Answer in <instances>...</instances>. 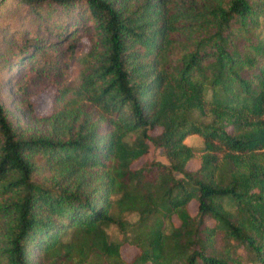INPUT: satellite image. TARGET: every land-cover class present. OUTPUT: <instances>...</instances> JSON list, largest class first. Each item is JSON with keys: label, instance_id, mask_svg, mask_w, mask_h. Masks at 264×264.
<instances>
[{"label": "trees", "instance_id": "trees-1", "mask_svg": "<svg viewBox=\"0 0 264 264\" xmlns=\"http://www.w3.org/2000/svg\"><path fill=\"white\" fill-rule=\"evenodd\" d=\"M40 79L33 122L0 100V264H264V0H0L7 102Z\"/></svg>", "mask_w": 264, "mask_h": 264}, {"label": "rangeland", "instance_id": "rangeland-1", "mask_svg": "<svg viewBox=\"0 0 264 264\" xmlns=\"http://www.w3.org/2000/svg\"><path fill=\"white\" fill-rule=\"evenodd\" d=\"M87 40L85 37L79 42V45L76 49L75 55L70 63V75L68 77L69 84H76L77 83V74L79 68V61L78 58L82 55L83 51L87 47ZM55 88L51 84H45V81L40 79L36 81L33 85L29 87L27 92L24 94L27 97V100L32 104L31 109L29 111H22L20 108H17L13 103L7 102L9 98H14L16 93L9 87L7 82H0V100L3 101L9 108H12L19 118L20 121H27L28 123L33 122V119L38 116H42L48 114L52 107L53 101V94ZM184 142L190 145H201L202 139L197 134H192L190 136H186L184 138ZM149 156H155V158L164 161L163 155L160 153V150L150 149ZM198 165L197 158L193 157L189 159L186 163V167L188 169H194ZM196 202L194 200H189L187 203V209L189 212L194 213L195 211ZM124 217L128 220H133L136 218L134 213H127L124 214ZM173 221L176 222L175 218L173 217ZM207 223H210L212 220L208 217L205 218ZM109 230L115 233V229L111 227ZM136 247L132 244L123 243L120 247L121 255L124 259L131 258L134 253L136 252ZM150 264V263H147Z\"/></svg>", "mask_w": 264, "mask_h": 264}]
</instances>
